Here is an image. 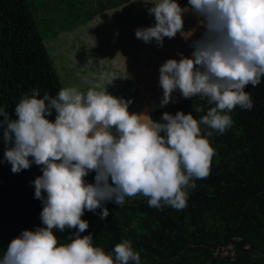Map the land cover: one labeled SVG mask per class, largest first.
<instances>
[{
  "label": "clouds",
  "instance_id": "1",
  "mask_svg": "<svg viewBox=\"0 0 264 264\" xmlns=\"http://www.w3.org/2000/svg\"><path fill=\"white\" fill-rule=\"evenodd\" d=\"M152 26L138 27L135 37L163 47L167 37L180 33L187 40L184 14L195 15L203 33L191 41L190 56L177 52L159 67L162 108L185 99H207L210 107L199 119L182 110L162 114L161 121L147 113L130 112L131 99L108 91L115 76L86 81L89 87H63L53 97L33 88L15 105L16 119L0 107L4 160L16 174L41 167L32 182L35 198L42 201L43 226L24 230L0 255V264H141L130 239H122L111 252L94 245L82 219L85 211L107 219L108 203L123 206L126 199L142 196L150 207L176 210L187 207L196 180L206 179L216 151L213 134L233 126L237 107L251 110L246 88L264 77V0H141ZM203 111L202 107L195 108ZM54 115V120L49 117ZM203 126V128L201 127ZM31 158V159H30ZM3 161H0L2 163ZM94 182H88L89 173ZM46 193V195H45ZM54 229H75L61 243Z\"/></svg>",
  "mask_w": 264,
  "mask_h": 264
},
{
  "label": "trees",
  "instance_id": "2",
  "mask_svg": "<svg viewBox=\"0 0 264 264\" xmlns=\"http://www.w3.org/2000/svg\"><path fill=\"white\" fill-rule=\"evenodd\" d=\"M129 1L89 0L88 12L82 18L68 28L51 31L48 37L59 39L65 35L62 32H72L85 22H92L100 13ZM177 2L182 8L190 7L188 0ZM32 7L30 0H0V107L12 119L17 118L15 105L26 93L30 95L33 88L39 89L41 96L47 92L55 97L64 87ZM141 15L143 22L154 19L147 8ZM183 19L184 29L192 27L189 30L192 36L182 44L183 54L190 56L191 41L199 38L204 28L191 12H186ZM121 20L125 21L124 17ZM100 42L93 53L105 59V53L109 55L113 45ZM94 54L92 58L96 59ZM131 78L141 88L142 80L137 73L128 75V80ZM152 88L163 93L159 82ZM246 91L253 107L251 110L237 107L230 113L233 126L226 133H214L209 138L216 151L210 175L195 181L197 186L190 191L186 208L163 206L158 210L150 207L142 196L126 199L123 206L108 203L109 216L105 220L100 219L99 209L96 213L85 211L82 219L88 221L89 228L81 235L92 234L94 245L107 252L122 239H130L140 253L141 264H264V77L259 85H249ZM174 100L162 108L147 109V114L161 121L164 112L174 115L182 110L185 114L192 112L199 119L214 106L200 97L185 99L180 95ZM197 107L203 111L196 112ZM54 115L49 119L54 120ZM4 150L0 132V161H3L0 163V255L22 231L43 226L40 220L43 203L35 198L32 183L42 175L41 167L33 163L30 169L14 174L11 164L4 160ZM94 176V172L89 173L86 179L94 182ZM53 231L61 243H66L75 229ZM226 244H231V254L221 253Z\"/></svg>",
  "mask_w": 264,
  "mask_h": 264
},
{
  "label": "rangeland",
  "instance_id": "3",
  "mask_svg": "<svg viewBox=\"0 0 264 264\" xmlns=\"http://www.w3.org/2000/svg\"><path fill=\"white\" fill-rule=\"evenodd\" d=\"M30 2L43 42L50 56H54L53 63L58 72L60 71L59 76L64 87L77 86L81 91H86L89 87L86 81H96L101 75L106 78L115 76L112 84L108 85V91L114 96L131 99L133 103L129 106L130 112L147 113V109L159 106L163 93L154 91L152 85L159 82L160 65L168 58L178 60L176 53L184 52L182 44L185 37L180 33L172 39L166 37L163 47H158L155 41L145 43L137 39L135 30L138 27L152 26L155 23V19L151 22L141 20L144 9L151 7V4L146 7L141 0H131L100 13L101 16L105 15L102 18L99 15L92 22H85L80 27L75 25L76 28L73 26L75 30L62 32L65 35L59 39H51L48 37L51 31L72 26L88 12L89 0H30ZM122 17L125 21L121 20ZM190 26L187 29L183 28L185 33L190 32L192 29ZM98 40H101V44L113 45L111 53L109 55L105 53V59H100L99 53L98 55L93 53ZM92 54L96 59L92 58ZM184 56L189 55L186 53ZM136 73L142 80L139 89L133 84L132 78L128 80V75L132 77ZM178 94L179 91L174 92L173 98H179Z\"/></svg>",
  "mask_w": 264,
  "mask_h": 264
},
{
  "label": "built area",
  "instance_id": "4",
  "mask_svg": "<svg viewBox=\"0 0 264 264\" xmlns=\"http://www.w3.org/2000/svg\"><path fill=\"white\" fill-rule=\"evenodd\" d=\"M232 253V246L231 244H226L224 247L221 248V253L226 254V253Z\"/></svg>",
  "mask_w": 264,
  "mask_h": 264
}]
</instances>
